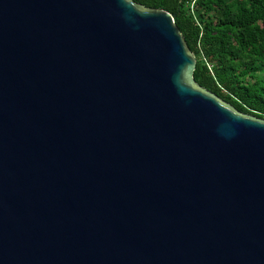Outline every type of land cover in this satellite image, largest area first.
<instances>
[{
	"label": "water",
	"instance_id": "water-1",
	"mask_svg": "<svg viewBox=\"0 0 264 264\" xmlns=\"http://www.w3.org/2000/svg\"><path fill=\"white\" fill-rule=\"evenodd\" d=\"M195 65L160 9L0 0V264H264V120Z\"/></svg>",
	"mask_w": 264,
	"mask_h": 264
},
{
	"label": "trees",
	"instance_id": "trees-1",
	"mask_svg": "<svg viewBox=\"0 0 264 264\" xmlns=\"http://www.w3.org/2000/svg\"><path fill=\"white\" fill-rule=\"evenodd\" d=\"M173 16L197 85L264 120V0H132Z\"/></svg>",
	"mask_w": 264,
	"mask_h": 264
}]
</instances>
